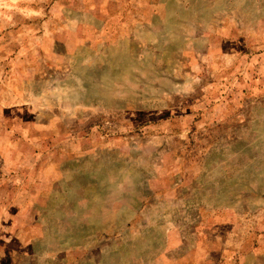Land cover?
I'll return each instance as SVG.
<instances>
[{"label": "rangeland", "instance_id": "obj_1", "mask_svg": "<svg viewBox=\"0 0 264 264\" xmlns=\"http://www.w3.org/2000/svg\"><path fill=\"white\" fill-rule=\"evenodd\" d=\"M0 106L59 171L1 264L264 259V0H0Z\"/></svg>", "mask_w": 264, "mask_h": 264}, {"label": "crops", "instance_id": "obj_2", "mask_svg": "<svg viewBox=\"0 0 264 264\" xmlns=\"http://www.w3.org/2000/svg\"><path fill=\"white\" fill-rule=\"evenodd\" d=\"M43 106L41 105H33L30 108H17V112H28L34 115V119L31 122V126L29 127H38L39 126H46L45 124H41L40 121L43 120L44 116V110H41ZM48 110L50 108H47ZM1 110H4L0 106V115ZM54 120V119H53ZM53 120L51 122H53ZM5 121V118L3 119ZM58 121V120H57ZM54 120V123L57 122ZM27 127V126H26ZM26 130H22L21 136V144L23 147L27 148H20V146H16L14 149H12L11 152H7V150H2L0 148V155L1 154H6V161L4 164H0V202H8V203H21L24 200L27 202L28 200H31L30 197L31 195L34 194V188H40V187H47L48 184L52 183L53 181V176L54 173H57L56 176H58L59 171L55 169L53 166L48 165V163L41 162L37 164H31L28 163V157L29 156H42V155H47L45 158H48L49 154H47V148L46 146L44 148H41L39 151L38 148H32L30 145L31 142L33 143V139L37 136L36 139H41V146L43 144L47 143L46 138H48V134L45 132H36L32 130V128H29ZM7 131H0V139H3V134ZM9 133V132H7ZM14 133V132H12ZM53 137V132L49 134ZM7 136H10L7 135ZM2 151V152H1ZM62 152H64L62 150ZM50 153V152H49ZM10 156L12 157L10 159ZM17 156V158L15 157ZM16 158V159H15ZM45 160V159H44ZM7 169H12L13 175L10 178L5 177L6 174L2 175L1 172L7 171ZM37 181H40L39 184H37ZM49 184V185H50ZM6 186L9 188V192H7L5 189L2 190V187ZM30 189V190H28ZM32 201V200H31ZM30 201V202H31ZM31 218L30 211H24L18 210L13 211L8 208H5V210L0 212V221L3 220V225L6 224V220L12 219L13 220V233H15L14 236L21 238L23 234L27 233V229H29V226H26V222H23L24 220H28ZM6 231V229H4ZM1 232L2 233H4ZM1 244V243H0ZM5 244V243H4ZM26 244L25 243H14V244H7V246H0V250H6V249H11L13 248L14 250L17 249L20 251ZM262 247V246H261ZM253 254L257 253L258 247L256 248V245L253 246ZM252 250V251H253ZM172 263V262H171ZM177 263V262H174ZM212 264V261L210 262H205V264ZM232 261L226 260L224 264H231ZM264 264V259L259 256L258 258L250 259L247 257L246 253L243 254V259L240 260L239 264ZM1 264V262H0ZM223 264V263H222Z\"/></svg>", "mask_w": 264, "mask_h": 264}]
</instances>
